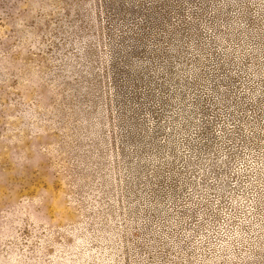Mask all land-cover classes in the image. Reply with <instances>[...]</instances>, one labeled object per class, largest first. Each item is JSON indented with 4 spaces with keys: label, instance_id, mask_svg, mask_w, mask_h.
<instances>
[{
    "label": "rangeland",
    "instance_id": "1",
    "mask_svg": "<svg viewBox=\"0 0 264 264\" xmlns=\"http://www.w3.org/2000/svg\"><path fill=\"white\" fill-rule=\"evenodd\" d=\"M0 264H264V0H0Z\"/></svg>",
    "mask_w": 264,
    "mask_h": 264
}]
</instances>
